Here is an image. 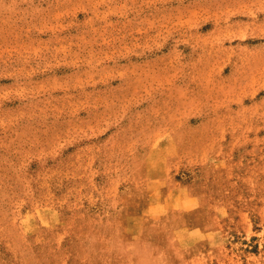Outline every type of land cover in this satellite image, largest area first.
I'll return each instance as SVG.
<instances>
[{"label":"rangeland","instance_id":"obj_1","mask_svg":"<svg viewBox=\"0 0 264 264\" xmlns=\"http://www.w3.org/2000/svg\"><path fill=\"white\" fill-rule=\"evenodd\" d=\"M0 264H264V0H0Z\"/></svg>","mask_w":264,"mask_h":264}]
</instances>
